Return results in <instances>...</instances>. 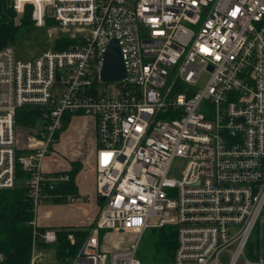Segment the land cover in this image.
Here are the masks:
<instances>
[{
	"label": "built area",
	"instance_id": "1",
	"mask_svg": "<svg viewBox=\"0 0 264 264\" xmlns=\"http://www.w3.org/2000/svg\"><path fill=\"white\" fill-rule=\"evenodd\" d=\"M10 5L18 14L33 6L38 27L51 17L84 33L79 44L30 60L0 49V190L27 188L35 215L27 264H40L38 244L53 245L62 230L40 226L38 207L85 201L46 191L70 181L65 171L42 170L65 116L94 120L95 197L104 199L65 264H264V0ZM112 40L125 77L108 84L100 72ZM23 107L38 109L42 125L18 155L15 114ZM176 159L185 160L179 180L170 177ZM164 227L175 233L172 258L142 261L140 236ZM103 230L137 237L112 247ZM0 264H8L1 250Z\"/></svg>",
	"mask_w": 264,
	"mask_h": 264
},
{
	"label": "rangeland",
	"instance_id": "2",
	"mask_svg": "<svg viewBox=\"0 0 264 264\" xmlns=\"http://www.w3.org/2000/svg\"><path fill=\"white\" fill-rule=\"evenodd\" d=\"M41 7V5H40ZM20 16V18H19ZM8 20L10 19V28L7 30L11 33H15L12 36V39L9 38L5 44H2L1 47H13L16 51V55L19 59L30 60L41 56L47 52H58L68 49L71 46H75L80 43L81 38H83L84 33L75 29H62L57 22L51 17H45L44 24L41 27L36 25L35 21V11L33 6L27 5L24 10L18 14L14 10H8L7 16ZM27 18V19H26ZM4 19V18H3ZM7 21V20H6ZM19 21V23H17ZM27 22L24 24V22ZM9 21H7L8 24ZM24 25H23V24ZM206 81V75H203L198 82L197 89H202ZM20 118H23V115L20 114ZM72 119V118H71ZM70 119V120H71ZM39 125L32 127L27 125L22 120H17L16 129L19 142V148L21 153L26 151L27 146L30 145L31 140L36 137L37 128ZM72 129L73 136L63 137V142L61 141V148L59 151H54L53 154H50V158H58L70 165L72 161L80 160L82 162L83 171L86 164V158L81 154V148L78 147L79 141V123L78 120L73 119L70 124ZM65 129L60 132L63 133ZM59 135V134H58ZM54 149V148H53ZM49 157L47 159H49ZM91 163V162H90ZM72 164H75L73 162ZM87 165V164H86ZM185 165V160L176 159L170 171V177L179 180L181 176L182 167ZM92 164L89 165V170L91 169ZM87 171V170H86ZM92 201L89 199V204ZM52 203L44 202L42 203L37 211L36 218L38 224L45 220L46 222H52L54 224H62L64 220H70L75 217L74 220L82 218L80 211L76 210L71 212L65 208L61 211H48ZM62 204V203H58ZM34 213L31 214V219L34 218ZM30 217V216H29ZM30 219V220H31ZM72 220V221H74ZM50 223V224H52ZM77 226V225H76ZM89 226V225H87ZM44 227V226H42ZM47 227V226H45ZM43 229V228H42ZM84 230L76 229V227L68 228V232H64L65 241L71 246L75 251L72 254L68 253L69 248L65 247L67 254H61L59 251L60 242L57 240L53 245H46L39 243L36 249L37 257L40 260V264H65L67 263L79 250L82 241L85 239L87 232ZM167 233L166 229H149L146 230L141 236L138 247V256L142 261H166L165 259L157 260V255L159 254L156 250V241L160 232ZM62 232V233H63ZM157 232V233H155ZM71 236L69 237L68 236ZM100 238L106 237L108 246L112 247H126L128 243L135 239L137 235L130 231H101L99 233ZM71 239L74 241V244H71ZM174 240V239H173ZM61 241V240H60ZM62 242V243H66ZM173 252V248L171 249Z\"/></svg>",
	"mask_w": 264,
	"mask_h": 264
},
{
	"label": "trees",
	"instance_id": "3",
	"mask_svg": "<svg viewBox=\"0 0 264 264\" xmlns=\"http://www.w3.org/2000/svg\"><path fill=\"white\" fill-rule=\"evenodd\" d=\"M10 4L11 0H0V46L5 44L9 38L12 39V36L15 34L7 30L11 26V20H8V17H6L7 11L13 10ZM6 20L9 21L8 24ZM26 23L27 22L25 21L24 24ZM2 48L3 47L0 49ZM20 114L23 115V118L19 117ZM71 118V116H65L62 130L68 126ZM41 119V112L36 108L23 107L18 109L15 114V123L17 120H22L32 127H35L36 125L41 126ZM59 133L60 132H58V134ZM58 134L56 135V138L58 137ZM22 153L19 151L18 155ZM79 169L80 167L77 164H72V170L69 172L67 171L70 176V181L56 184L51 189L46 188V191L49 194L66 193L77 195L74 177ZM17 174L19 180L26 177V174L19 169ZM45 202L62 203V201L57 198H52ZM32 212L31 203L27 195V188L24 185L19 184L11 190H0V250L6 255L8 264H27L29 261L32 231L28 221L32 218ZM164 229L168 230L167 233H164L163 231L160 232L156 241L155 247L159 253L156 259H165L166 261H169L172 258L175 248V233L171 227H164ZM63 231L68 232V229H62L57 232V240L60 242L59 251L61 254H67L65 251L66 249H64L67 247L69 248L68 253L72 254L75 251L69 246L65 239H61L64 237ZM172 248L173 252H171Z\"/></svg>",
	"mask_w": 264,
	"mask_h": 264
},
{
	"label": "crops",
	"instance_id": "4",
	"mask_svg": "<svg viewBox=\"0 0 264 264\" xmlns=\"http://www.w3.org/2000/svg\"><path fill=\"white\" fill-rule=\"evenodd\" d=\"M73 119L78 120L79 123V141H78V147L81 148V154L85 156L86 158V164L84 165V171L82 162L80 160L72 161L70 165H67L66 163L62 162L59 158H50L49 155L53 154L54 151H59L61 146V141L63 142V137L66 138L67 136H73L72 135V129L70 128L71 121ZM65 130L63 133H59L58 140L56 145L54 146V149L51 151L49 155L46 156V158L43 161L42 170L46 174H53L56 172H69L72 170V163L75 162L80 169L77 172V174L74 177V183L77 188V196L84 197L85 201L69 205L66 203L58 204V203H52L50 207L48 208V211H61L65 209L73 212L76 210L80 211L82 214V218H79L78 220H74L75 217L71 218L69 221L64 220L65 222H62V224H54L52 222H46L45 220H42V222L39 223L40 226H47V227H54V228H61V229H68L76 227V229L84 230L87 229L90 225V223L93 221L95 216L97 215L99 208H100V201H98L95 197V175L93 172V168L89 170V165L94 163V157H95V150H96V139H95V123L92 118L89 117H83V116H73L70 120V123L68 126L64 128ZM49 157V159H47ZM91 162V163H90ZM87 170V171H86ZM89 199L92 201L89 204ZM65 208V209H63ZM74 220V221H72ZM52 223V224H50ZM77 225V226H76Z\"/></svg>",
	"mask_w": 264,
	"mask_h": 264
},
{
	"label": "water",
	"instance_id": "5",
	"mask_svg": "<svg viewBox=\"0 0 264 264\" xmlns=\"http://www.w3.org/2000/svg\"><path fill=\"white\" fill-rule=\"evenodd\" d=\"M17 23H19V21ZM100 77L104 83L108 84L121 82L125 77L121 50L115 40H112L106 49ZM103 200L102 197L99 199L100 202Z\"/></svg>",
	"mask_w": 264,
	"mask_h": 264
}]
</instances>
